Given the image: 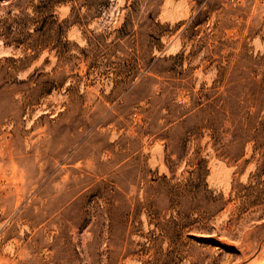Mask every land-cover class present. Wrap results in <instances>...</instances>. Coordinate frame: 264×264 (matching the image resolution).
Returning <instances> with one entry per match:
<instances>
[{"label":"rangeland","instance_id":"1","mask_svg":"<svg viewBox=\"0 0 264 264\" xmlns=\"http://www.w3.org/2000/svg\"><path fill=\"white\" fill-rule=\"evenodd\" d=\"M0 264H264V0H0Z\"/></svg>","mask_w":264,"mask_h":264}]
</instances>
